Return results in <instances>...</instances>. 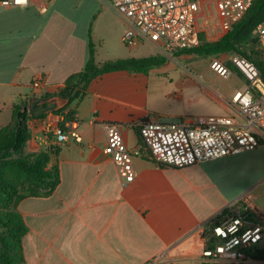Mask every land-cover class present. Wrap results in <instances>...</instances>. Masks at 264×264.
Wrapping results in <instances>:
<instances>
[{"label":"crops","instance_id":"0c3cea01","mask_svg":"<svg viewBox=\"0 0 264 264\" xmlns=\"http://www.w3.org/2000/svg\"><path fill=\"white\" fill-rule=\"evenodd\" d=\"M56 2L0 6V129L11 123L14 107L21 104L35 117L28 122L24 156L59 147L49 164L59 168L55 192L24 199L17 207L27 227L23 264H150L159 257L166 260L162 264H206L201 259L208 225L248 193L228 179L227 167L213 169L232 156L182 169L138 157L133 162L136 180L122 184L115 162L104 152L106 125L119 126L126 146L135 150L143 144L138 133L143 122L193 118L186 110H172L159 91L164 83L158 73L174 67L169 61L146 74L117 71L94 80L88 95L65 112L74 114L80 141L70 138L57 145L46 128H60L64 120L65 114H54L67 105L59 93L87 65L90 30L97 64L153 55L144 43L123 44L127 25L108 0H92L82 13L62 5L59 10ZM230 69L237 91H243L245 79ZM191 75L202 85L199 76ZM36 78L46 82L43 92L30 89ZM206 92L227 112L219 93ZM257 180L253 186L259 187L264 177Z\"/></svg>","mask_w":264,"mask_h":264},{"label":"built area","instance_id":"2783aa9c","mask_svg":"<svg viewBox=\"0 0 264 264\" xmlns=\"http://www.w3.org/2000/svg\"><path fill=\"white\" fill-rule=\"evenodd\" d=\"M33 0H0L5 9L29 7ZM110 5L126 23L122 37L126 46L152 45L162 56L198 47L201 33L220 39L240 22L254 0H110ZM215 11V13H214ZM209 12L211 17H209ZM204 19L203 23H200ZM254 38L264 53V18ZM231 63L245 79V89L230 98H221L226 114L186 118L177 122L147 121L140 125L143 142L140 149H129L119 126L106 125L104 152L116 164L123 185L136 180L134 159L147 156L154 163L177 169L206 161L219 160L258 149L264 145V79L254 62L241 55L227 59L215 57L211 69L222 79L232 76ZM36 92L46 89V82L36 78L29 85ZM219 95V94H218ZM61 117H64L63 115ZM76 119L65 130L47 126L56 136L57 145L70 138L80 141L75 131ZM246 195L234 202L219 221L211 222L205 233L202 261L206 264H264L255 257L264 250V212L250 203ZM159 257L150 264H162Z\"/></svg>","mask_w":264,"mask_h":264},{"label":"trees","instance_id":"16d2710c","mask_svg":"<svg viewBox=\"0 0 264 264\" xmlns=\"http://www.w3.org/2000/svg\"><path fill=\"white\" fill-rule=\"evenodd\" d=\"M263 18L264 0H254L244 18L218 41L209 42L206 34L201 33V43L198 47L181 50L174 55L199 58L219 57L224 54L241 55L255 63L264 79V53L259 48L258 40L254 38L255 30ZM89 39L90 53L86 67L70 76L66 80L65 88L59 93L60 97L67 100L66 107L54 111L57 115L65 114L60 124L62 130H65L68 122L75 120L73 113H65L67 108L73 102L87 96L91 83L97 78L117 71L146 74L153 68L165 65L168 61L165 56L153 55L97 64L91 30ZM228 66L240 74L230 62ZM33 118L35 117L30 116L23 105L18 104L14 107L11 123L0 129V211L6 213L5 220H2L6 223L0 224L5 231L0 235V264L25 262L23 239L27 234V227L17 212L20 202L27 198L48 197L55 192L60 183L59 168L49 167L52 155H58L59 147L51 146L46 152L29 156L23 154L30 140L28 122ZM138 133L140 135V131ZM8 242H11L14 247L11 248ZM255 257L264 260V250L257 251Z\"/></svg>","mask_w":264,"mask_h":264},{"label":"rangeland","instance_id":"374dc122","mask_svg":"<svg viewBox=\"0 0 264 264\" xmlns=\"http://www.w3.org/2000/svg\"><path fill=\"white\" fill-rule=\"evenodd\" d=\"M91 2L92 0H57L56 6L59 10H61L60 5L64 9L67 8L66 10H72L75 7L74 10L82 13ZM95 11L96 13L98 11L97 3H95ZM211 13L209 12V17H211ZM203 21L204 19H201L200 23H203ZM207 40L215 42L211 38ZM144 44L148 54L160 55L152 45ZM227 56L230 57L231 55ZM215 57L199 58L189 55L167 57L169 62L174 63V67H165L166 70L164 72L158 73L161 78L159 79L164 83L162 88H159V91L163 97L166 96V100L172 110H186L192 117L227 113L223 106L213 100L206 91L215 90L221 97L230 98L240 88L234 77L224 80L211 69L210 64ZM190 73L199 76L202 80V85L196 83ZM151 74V78H157L155 73ZM240 154L233 155L228 161L217 162L213 169L227 167V172H231V175H228V179H231L232 183L240 191L243 188L248 191L246 195H251L250 203L257 207H264V182L259 187H256L257 185L253 186L258 181L257 179L264 177V145L256 150ZM260 164L263 165L260 166ZM231 169L234 170L228 171ZM222 172L225 173L224 170ZM1 199L4 201L3 197ZM5 218L6 213L0 211V224L4 225L6 223L2 221ZM3 233L5 231L0 227V235ZM7 244L11 248L14 247L11 242Z\"/></svg>","mask_w":264,"mask_h":264},{"label":"snow or ice","instance_id":"6c2138e0","mask_svg":"<svg viewBox=\"0 0 264 264\" xmlns=\"http://www.w3.org/2000/svg\"><path fill=\"white\" fill-rule=\"evenodd\" d=\"M18 2H19V0H18Z\"/></svg>","mask_w":264,"mask_h":264},{"label":"water","instance_id":"95a60500","mask_svg":"<svg viewBox=\"0 0 264 264\" xmlns=\"http://www.w3.org/2000/svg\"><path fill=\"white\" fill-rule=\"evenodd\" d=\"M25 110H26V108H25Z\"/></svg>","mask_w":264,"mask_h":264}]
</instances>
